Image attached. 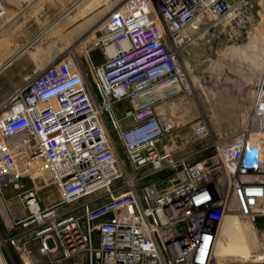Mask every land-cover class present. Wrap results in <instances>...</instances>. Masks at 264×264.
<instances>
[{
    "label": "built area",
    "instance_id": "obj_1",
    "mask_svg": "<svg viewBox=\"0 0 264 264\" xmlns=\"http://www.w3.org/2000/svg\"><path fill=\"white\" fill-rule=\"evenodd\" d=\"M260 12L264 0H127L89 41L96 58L85 65L72 55L28 76L0 108V188L12 185L31 211L13 226H34L22 241L0 237V264L8 244L30 255L33 238L44 254L63 248L50 264H80L66 259L84 249L91 264H216L227 216L253 221L261 255L251 261L264 263V76L250 122L233 137L210 142L207 121L167 117L191 91L188 49ZM4 15L0 0V22ZM143 129L149 135L134 139ZM113 132L131 168L145 174H129ZM163 171L169 180L157 177ZM48 186L60 200L42 208Z\"/></svg>",
    "mask_w": 264,
    "mask_h": 264
},
{
    "label": "rangeland",
    "instance_id": "obj_2",
    "mask_svg": "<svg viewBox=\"0 0 264 264\" xmlns=\"http://www.w3.org/2000/svg\"><path fill=\"white\" fill-rule=\"evenodd\" d=\"M75 1L76 7L70 14L69 23L61 20L55 23L0 75V80L3 83V86L0 87V108L13 93V91L10 93L7 83L10 78L18 79L22 75L28 77L47 65L72 55H77L85 65L86 57L96 58L99 55L98 50L88 53L89 41L111 13L127 2V0ZM90 1H95V7L87 12L88 7L85 8L84 5ZM82 26H85L86 29ZM25 34L26 36L30 35L28 31ZM236 36H241V38L235 42L229 41L230 38ZM31 51L37 52L35 58L30 55ZM188 51L185 65L188 80L191 83V95L186 97L182 94L176 102L171 104L173 108L170 113L167 112L168 119L182 122L207 121L210 127L208 137L210 142L217 138L233 137L242 125L251 120L255 100L254 91L258 87L263 73L264 12L256 13L255 17L247 21L246 24L240 25L237 20L232 26L222 25L216 28L211 32L210 37L200 39ZM126 108L125 102L115 104L119 118H123ZM164 109V106L160 108L162 111ZM113 133L119 147V154L125 162L129 174L134 176L138 175L137 173L145 174V169L134 171L131 168L125 148L115 132ZM196 146H198L197 143H193L188 147V151ZM212 153L213 149L203 154L210 155ZM196 159L191 158L190 161ZM122 170L125 175L124 167ZM158 176L167 178L169 172H159ZM148 179H145L140 188L149 182ZM167 179L169 180V178ZM168 180L159 184L162 186L168 183ZM59 197L56 187L48 186L40 191L38 198L41 207L44 208L57 201ZM260 221L263 223L261 222V224ZM258 228H264V218L258 220ZM220 264L264 263H256L251 260H224Z\"/></svg>",
    "mask_w": 264,
    "mask_h": 264
},
{
    "label": "crops",
    "instance_id": "obj_3",
    "mask_svg": "<svg viewBox=\"0 0 264 264\" xmlns=\"http://www.w3.org/2000/svg\"><path fill=\"white\" fill-rule=\"evenodd\" d=\"M75 2V0H4L5 15L0 22V75L32 47V44L44 32L49 31L55 23L60 20L69 23L70 14L76 7ZM26 31L30 35L26 36ZM30 55L35 58L37 52L31 51ZM26 79L27 76L22 75L18 79L10 78L7 80L10 93L22 85ZM2 84L0 80V87L3 86ZM24 182L28 187L32 185L28 179H25ZM59 200L60 197L57 201L45 207H49ZM30 215L31 211L28 206L19 199L18 190L12 185L0 188V237L10 238L19 235V240L22 241L20 234L30 232L34 225L25 227L22 224L17 226H13V224ZM261 222L263 223V221ZM93 244L95 247L100 246L98 231L93 234ZM41 246V239L33 238L25 245V248L31 250L32 253L26 255L22 254L17 246L8 244L2 251V264H50L53 260L64 257L63 248L44 254L41 251ZM66 261L91 264L90 252L88 249H84L67 258Z\"/></svg>",
    "mask_w": 264,
    "mask_h": 264
},
{
    "label": "bare ground",
    "instance_id": "obj_4",
    "mask_svg": "<svg viewBox=\"0 0 264 264\" xmlns=\"http://www.w3.org/2000/svg\"><path fill=\"white\" fill-rule=\"evenodd\" d=\"M94 2L95 1H90L86 5H84L85 8H89H87V12L90 11L93 7H95ZM263 76L264 74L262 73L258 86L261 84ZM187 84L189 85L188 87L191 90V83L188 79ZM257 89L258 87L256 88V91H254L255 97L257 94ZM184 95L186 97L188 95H191V91L190 93H186ZM149 133L150 130H140L137 132V138L134 139H144L147 135H149ZM219 231V237L215 245L216 264H220L224 260L248 261L253 259V257H259L261 255V252L259 250L256 226L253 221H251L249 218L241 216H227L222 225L220 226Z\"/></svg>",
    "mask_w": 264,
    "mask_h": 264
}]
</instances>
